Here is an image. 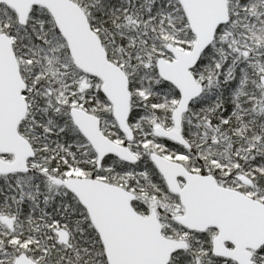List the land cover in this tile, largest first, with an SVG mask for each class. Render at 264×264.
<instances>
[{"label":"snow or ice","instance_id":"1","mask_svg":"<svg viewBox=\"0 0 264 264\" xmlns=\"http://www.w3.org/2000/svg\"><path fill=\"white\" fill-rule=\"evenodd\" d=\"M0 264H264V0H0Z\"/></svg>","mask_w":264,"mask_h":264}]
</instances>
